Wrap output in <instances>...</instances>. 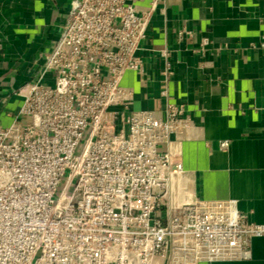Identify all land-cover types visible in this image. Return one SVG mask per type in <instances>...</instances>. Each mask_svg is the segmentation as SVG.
<instances>
[{"label": "built area", "instance_id": "2783aa9c", "mask_svg": "<svg viewBox=\"0 0 264 264\" xmlns=\"http://www.w3.org/2000/svg\"><path fill=\"white\" fill-rule=\"evenodd\" d=\"M139 1L72 0L52 53L18 90V115L0 121V264L243 261L264 237L233 201H169L185 188L170 146L190 122L166 86L163 113L131 110L122 79L142 70L140 44L165 2Z\"/></svg>", "mask_w": 264, "mask_h": 264}, {"label": "crops", "instance_id": "0c3cea01", "mask_svg": "<svg viewBox=\"0 0 264 264\" xmlns=\"http://www.w3.org/2000/svg\"><path fill=\"white\" fill-rule=\"evenodd\" d=\"M72 0H0V121L8 126L52 53ZM140 0V10L149 8ZM191 35L180 36L182 31ZM264 0H165L152 12L140 44L141 71L122 85L132 111L163 113L166 98L182 105L190 125L171 146L185 188L169 197L233 201L246 222L264 224ZM167 67L171 74H167ZM173 140H175L173 138ZM227 142L222 148L220 144ZM199 264H264V237L251 258Z\"/></svg>", "mask_w": 264, "mask_h": 264}]
</instances>
